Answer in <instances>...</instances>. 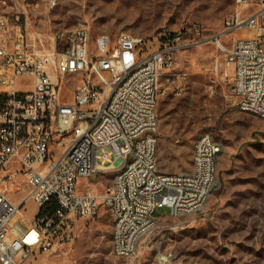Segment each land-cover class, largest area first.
<instances>
[{
  "label": "built area",
  "instance_id": "built-area-1",
  "mask_svg": "<svg viewBox=\"0 0 264 264\" xmlns=\"http://www.w3.org/2000/svg\"><path fill=\"white\" fill-rule=\"evenodd\" d=\"M235 3L215 40L233 69L239 110L264 118V0ZM234 30L241 35L225 46ZM177 38L163 31L157 47L126 33H101L92 41L90 30L78 26L47 49L41 36L14 31L0 12V264H27L36 250L71 242L77 221L96 218L102 206L113 218V253L130 257L158 223L144 221V210L164 206L177 216L205 205L217 185L219 142L212 135L194 142L191 171L158 170L154 132L166 90L159 74L173 70ZM22 78L30 80L29 89ZM108 165L118 171L103 194L80 188L79 179ZM19 177L29 191L16 203L9 186ZM152 190H163V197L148 199ZM31 201L37 208L55 201L56 208L17 226L16 216ZM135 202H151V209L135 210Z\"/></svg>",
  "mask_w": 264,
  "mask_h": 264
},
{
  "label": "rangeland",
  "instance_id": "rangeland-1",
  "mask_svg": "<svg viewBox=\"0 0 264 264\" xmlns=\"http://www.w3.org/2000/svg\"><path fill=\"white\" fill-rule=\"evenodd\" d=\"M237 9L235 0H0L13 30L41 36L47 49L78 26L90 30L92 41L101 33H127L152 45L163 31L178 36L174 68L162 77L168 89L157 105L158 170L191 171L193 145L203 134L222 146L217 185L205 205L177 216L158 207V223L140 238L133 256L113 253V218L102 206L96 218L77 221L71 242L36 250L27 264H264V118L239 110L233 69L215 40ZM241 33L229 32L223 44ZM20 82L30 88L29 79ZM117 171L105 166L79 179L80 188L101 195ZM9 191L20 203L29 188L19 177ZM36 207L26 203L16 225L29 224Z\"/></svg>",
  "mask_w": 264,
  "mask_h": 264
},
{
  "label": "bare ground",
  "instance_id": "bare-ground-1",
  "mask_svg": "<svg viewBox=\"0 0 264 264\" xmlns=\"http://www.w3.org/2000/svg\"><path fill=\"white\" fill-rule=\"evenodd\" d=\"M127 36H133L127 34ZM134 39L137 40H146L144 36H134ZM162 74H159V81H161ZM221 144L219 143L217 156L214 157V172H215V180L217 175V161L218 156L221 152ZM68 165H75V158H68ZM152 185H159V178H152ZM155 197H163V190H152V192H148V199H155ZM143 209H151V202H135V210H143ZM143 220L144 221H153L158 222V217L156 215V210H144L143 211ZM29 239H33L34 236L31 233L28 236Z\"/></svg>",
  "mask_w": 264,
  "mask_h": 264
},
{
  "label": "trees",
  "instance_id": "trees-1",
  "mask_svg": "<svg viewBox=\"0 0 264 264\" xmlns=\"http://www.w3.org/2000/svg\"><path fill=\"white\" fill-rule=\"evenodd\" d=\"M56 208L55 201L50 202L49 204L39 208L38 215L37 216H44L45 214H51L54 212Z\"/></svg>",
  "mask_w": 264,
  "mask_h": 264
},
{
  "label": "crops",
  "instance_id": "crops-1",
  "mask_svg": "<svg viewBox=\"0 0 264 264\" xmlns=\"http://www.w3.org/2000/svg\"><path fill=\"white\" fill-rule=\"evenodd\" d=\"M165 73V72H164ZM162 77H163V74H162ZM162 77H161V81H162ZM167 89H168V87H166ZM166 91V90H165ZM164 91V92H165ZM28 203H31V202H28ZM37 208V207H36ZM38 211H39V208H37V210L35 211V213H34V215H36L37 213H38Z\"/></svg>",
  "mask_w": 264,
  "mask_h": 264
}]
</instances>
